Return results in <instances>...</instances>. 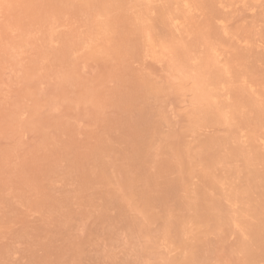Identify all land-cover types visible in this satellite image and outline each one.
Returning a JSON list of instances; mask_svg holds the SVG:
<instances>
[{
    "label": "bare ground",
    "instance_id": "6f19581e",
    "mask_svg": "<svg viewBox=\"0 0 264 264\" xmlns=\"http://www.w3.org/2000/svg\"><path fill=\"white\" fill-rule=\"evenodd\" d=\"M0 264H264V0H0Z\"/></svg>",
    "mask_w": 264,
    "mask_h": 264
}]
</instances>
